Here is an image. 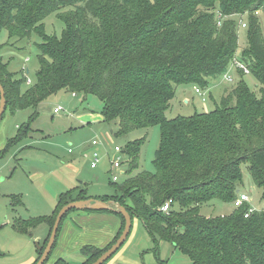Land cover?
I'll list each match as a JSON object with an SVG mask.
<instances>
[{
  "label": "trees",
  "instance_id": "16d2710c",
  "mask_svg": "<svg viewBox=\"0 0 264 264\" xmlns=\"http://www.w3.org/2000/svg\"><path fill=\"white\" fill-rule=\"evenodd\" d=\"M256 11L264 12V0H0V32L5 30L9 39L30 40L34 33L41 37L34 82L24 89V77H13L0 51L5 108L33 109L8 145L26 134L37 105L59 90L98 96L103 121L117 125L112 135L159 126L153 172L134 173L144 139L129 140L115 153L121 155L120 170L126 175L111 178L112 194L91 196L76 186L59 194L50 214L16 218L13 227L21 233L47 225L36 260L58 210L70 200L94 197L118 201L137 217L156 254L167 242L191 264H264V208L245 217L250 204L233 205L242 163L249 166L251 181L264 199V34ZM51 12L63 24L59 36L45 33L44 20ZM241 15H247V45L239 60L257 80L260 95L237 68L238 80L223 89L214 108L166 117L179 85L208 90L228 68L238 47L236 17ZM213 199L230 202L233 209L221 215L200 213ZM115 214L121 220L117 238L124 218ZM116 238L103 247L83 245L77 262L64 257L49 262L54 243L42 264H91Z\"/></svg>",
  "mask_w": 264,
  "mask_h": 264
},
{
  "label": "rangeland",
  "instance_id": "374dc122",
  "mask_svg": "<svg viewBox=\"0 0 264 264\" xmlns=\"http://www.w3.org/2000/svg\"><path fill=\"white\" fill-rule=\"evenodd\" d=\"M258 13L264 34V12L258 11ZM236 19L239 23L238 47L234 58L238 60L241 50L247 45V29L241 26L242 23L246 24L247 15L237 16ZM62 28L63 24L58 19L57 12L49 13L44 20L45 33L59 36ZM40 41L41 37L36 33L32 34L30 40H18L9 39L5 30L0 32L2 61L6 63L15 79L20 80L24 77L22 89L29 85L25 78L34 82L35 71L38 68L36 43ZM227 76L231 81H228ZM238 77L237 67L231 62L208 90L204 89L206 91L204 99L194 91L192 85H179L169 103V108L165 110V116L168 118L176 115L188 116L196 111L204 112L214 108L225 92L223 89L231 88ZM243 78L248 87L256 90L257 95H260L253 74L244 73ZM76 95L73 97L70 91L59 90L39 103L36 107L38 113L30 121L26 134L10 145H8L9 140L17 136L21 126L25 125L33 113V109L24 108L12 112L9 107L5 108L4 116L0 120V150L5 149L0 157V264H10L11 261L23 256L26 241L30 240L34 243L30 230L21 233L13 227L16 218L26 219L50 214L59 194L74 186L81 185V188H84L86 185L90 195L112 194L115 188L111 185L110 159L118 146H123L129 140L143 138L144 142L138 153V165L133 169L134 173L139 170L151 172L155 170L152 161L160 141L158 125L137 128L127 135H112L110 130L115 131L117 125L103 121L102 102L98 96L83 92ZM184 97L189 99L188 104L184 103ZM58 104L65 111L56 114L52 109ZM92 138L101 140L96 148L101 156L96 168H91L89 165L88 155L93 150L89 147ZM122 169L126 170V166ZM241 170L242 183L239 185L238 194H246L249 197L248 203L255 209L264 208L261 190L251 181L247 163L241 164ZM125 175L121 174L119 180ZM232 209L233 205L230 202L213 199L200 207V213L205 216L221 215ZM135 223L140 224L137 217L132 219L130 234L117 252L130 241ZM40 226L47 228L45 224ZM149 236L142 229L141 234L131 240L129 251L136 255L137 264H162L160 260L163 264H191V260L179 248L167 242L160 244L156 254L151 249L153 245ZM143 250L147 252L140 255ZM70 256L71 262L78 261L74 258L75 255Z\"/></svg>",
  "mask_w": 264,
  "mask_h": 264
},
{
  "label": "crops",
  "instance_id": "0c3cea01",
  "mask_svg": "<svg viewBox=\"0 0 264 264\" xmlns=\"http://www.w3.org/2000/svg\"><path fill=\"white\" fill-rule=\"evenodd\" d=\"M25 60L27 61V59ZM26 71H28L27 68ZM208 92L210 93V91ZM72 96L76 97L77 95L74 94ZM184 103L186 104L189 103V99H187V97H184ZM81 187L82 186L80 185V188ZM84 187L86 188V185ZM103 194H107V193H103ZM100 195H91V196H100ZM41 215H48V214H41ZM133 218L134 217H132V219ZM138 221L140 223L139 225L141 226L136 225L135 223V227L132 228V233H131L132 235L130 241H128V243H126L124 247L119 250V252L116 251L117 253H115L116 255L114 254L115 256L112 255L108 260H106L105 264H132V263L137 264L138 263V261L136 260V255H134V253H131V251H129L131 240L137 237L138 234H141L142 229H144L139 219ZM40 224L36 227L31 228L29 231L30 235L34 238V243H32V241L30 240L26 241V248H25L26 250L23 256H21L17 260L11 261L10 264H32L36 260L37 247L35 242L38 241L39 244L40 242H42V240L45 238L47 234V228L40 226ZM120 226H121V220L119 216L111 212H106V211L69 212V214L66 216L65 220L63 221L59 229L58 232L59 234L57 236L55 246L53 247L54 249L51 253L49 262L55 261V259L58 257H64L66 260L70 261L71 254L75 255L74 258L79 261L81 258L80 249L83 245L91 244L96 247H103L107 245L116 238V236L119 233ZM144 231L145 233H148L147 230ZM145 252H147V250H143L142 252H140V255H143ZM113 256L114 258L112 259Z\"/></svg>",
  "mask_w": 264,
  "mask_h": 264
},
{
  "label": "water",
  "instance_id": "95a60500",
  "mask_svg": "<svg viewBox=\"0 0 264 264\" xmlns=\"http://www.w3.org/2000/svg\"><path fill=\"white\" fill-rule=\"evenodd\" d=\"M6 106V97L4 87L0 83V120L2 119L5 111ZM106 210L112 213H117L123 216L124 218V225L122 228V232L116 238L115 242L109 246L104 252L101 253L99 257H97L91 264H103L106 260H108L112 255L116 253V251L121 247L124 241L127 239L128 235L130 234V229L132 225V215L130 216L127 208L120 204L118 201L113 200H103L94 197H84V199H76L70 200L69 203L63 205L55 215V220L53 226L50 231L49 238L44 246V250L41 253L40 257L36 260L34 264H42L47 257L49 256L50 252L52 251V246L55 243V239L57 236V229L62 217L69 212V210ZM36 247H39L38 241L35 242Z\"/></svg>",
  "mask_w": 264,
  "mask_h": 264
},
{
  "label": "built area",
  "instance_id": "2783aa9c",
  "mask_svg": "<svg viewBox=\"0 0 264 264\" xmlns=\"http://www.w3.org/2000/svg\"><path fill=\"white\" fill-rule=\"evenodd\" d=\"M257 12L258 11H256L255 13H257ZM241 26L245 27V24L242 23ZM26 59H28V58H26ZM232 62L234 63V65L237 68L241 69L243 71V73H249V70H248L247 66L241 60H239V59L236 60L235 58H233ZM224 77H226V75H224ZM227 78H228V81H231V78L229 76H227ZM26 81H27L28 84H30L32 82L28 78H26ZM194 91L199 93L202 96V98L204 99V95L206 93L205 90L203 91V90L199 89L198 87H194ZM72 95H74V93H72ZM52 111H54V113H56V114H59L61 111H65V110L62 108L61 105L58 104V105H55L53 107ZM100 141L101 140L96 139V138H92L91 141H90L89 147L93 149L90 152V154L88 155L90 157L89 165H90L91 168H96L98 163H99V161H100L101 156L99 155V152L96 149L98 144L100 143ZM68 151L70 152L71 149L69 148ZM116 151H118V148H117ZM116 151H115V153H116ZM115 153H114V156L110 159V167H111V170L113 171L112 174H111V178H112L113 181L114 180H118L120 174L124 173V171L120 170L121 155L115 154ZM244 201L245 202H249V197L246 194H244V193H240V194L237 195V198L234 200L233 205H234V207L240 206V205H242V203ZM170 203H171V200L166 201L161 206V209L163 211L168 210ZM254 209L255 208L250 205V207L247 209V211H246L244 216L247 217L250 213H252V211Z\"/></svg>",
  "mask_w": 264,
  "mask_h": 264
}]
</instances>
